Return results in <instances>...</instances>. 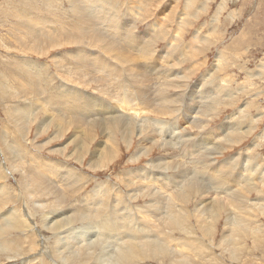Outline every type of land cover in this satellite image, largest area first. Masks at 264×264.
Instances as JSON below:
<instances>
[{
	"label": "rangeland",
	"instance_id": "1",
	"mask_svg": "<svg viewBox=\"0 0 264 264\" xmlns=\"http://www.w3.org/2000/svg\"><path fill=\"white\" fill-rule=\"evenodd\" d=\"M41 1H43V2H41ZM72 1L74 2V4L76 3L75 4L76 6L74 4L72 5ZM45 3H47V4H45ZM186 3H187V0H100V1L99 0H94V1L93 0H0V84L2 83L0 86L1 87L0 88V94L3 95V96L0 95V147H1L0 148V153H1L0 154V161H2V162H0V166H1L0 167V175H1V177L3 176L2 179L0 177V192H1L0 195L4 196V197L0 196V199H3L0 201V207H1L0 208V217H1L0 221H2V222L4 220L9 221L10 220L9 217L11 218V216H13V214L15 213L16 214V215L14 214V217H16L15 223L16 224L18 223L17 228L20 230L19 231L16 228V226H15L16 224L11 225V227L12 226L14 227V228L10 227L11 229H9V226H10L9 224H7L8 226L6 225L7 227H5V228H3L4 226H2L0 224V226H1L0 227V245H1L0 248L4 247L3 249H0L1 252L3 251V253H0V264H11V263L12 264H30V263L31 264H38L40 261L42 263L40 262L39 264H61L59 262H62V264H64V262H63V259H64L63 256L64 255L63 254L66 253L67 249L70 247L69 245H71V244L67 245L66 242L70 239H75L76 234H79V232L83 238V236L86 235V232H88L87 228H89V226L92 227L94 225L89 224L86 220H79L78 221V219H76L77 223H75V221H73L70 225H67L65 227V230L63 228H61L59 230L54 231L53 229L46 227V226L54 220L57 221V220L61 219L65 213L70 214L71 212H73L71 214L73 216H75L78 213L77 210L81 213L86 212L93 205V202H91V199H90L91 193L93 194L94 189L97 188L99 185H102L104 188L109 189V191L107 192L108 196L106 195V198L107 199L109 198V202H106L104 205H101L100 207L96 208L98 211L97 219H102V221L104 220L103 218L109 219L110 211H112L113 209L120 210V209H118V207L120 206L122 211L120 210L118 212L119 216H122L123 214L125 215V213H130L131 218L133 217L134 220L135 219L139 220L138 217L140 218V214L137 213V211H138L137 209L138 208L143 209V206L146 204V202H148L147 199H148L149 195L143 197V194L145 195L146 193L144 191H138V187L141 186L142 188L143 187L153 188V186L155 185V187L158 186V188H160V187H163V184H160V183H163V182L168 183V182H170L169 180H173V177L171 176L172 172L170 170L168 171V175H167L168 177L166 176L167 177L166 181H163V179L160 178L162 181L159 179L158 180L159 183H158V182H156L157 179H156V181H152L150 179H147L146 176L149 175L148 173L151 174L150 170H152V168L149 167L147 165V163H149V161H151V160H156L158 158L165 159L171 153L169 154L168 151L166 152L163 149L155 148L152 151V153H149L147 151L146 154L140 155L136 160H131L132 157H130V156L135 157L136 155H132V154H136L137 152H139L143 145L146 146V145H149V143H151V145L155 144L154 146L156 147V145H157L156 143H159V142L163 141L164 139H166V137H168V131H167L168 126H169V124L173 125L174 122H175V124L177 123L176 126L179 127L176 130V132L177 131L180 132L181 130L185 131V129H186L187 134H190V137H194V135L195 136L197 135L196 138H200L201 134H205V135H209L210 133L213 134V132L218 130V128H224L226 126V122H228V124H229V122L232 123L233 119L231 120V118H234V120H235L237 118L236 116H238V111L241 110L242 108H244L245 105L249 104L250 105L248 107L249 109L247 108V110H245V111H247L248 114L245 111L241 112L243 115L241 117L242 118L244 117V118L242 119L240 117L241 124L238 126L241 127V129H239V131H243L244 128L248 129L249 125L252 122V119H255L259 115L261 117V115H262L261 120L258 122V125H257L258 127L256 129L254 128L255 130H253L252 133L247 138H245L244 140L241 139L240 143L238 145H236L234 148H232L231 150L226 149V150H228L227 151L228 153L223 154V156H222V154L218 155L215 158V160H217L218 162H221L225 159L230 158L231 156L239 157V155H240L241 157L238 160V165H244L245 164V162L243 160L244 157L247 154H250V158L253 162H255V163L258 162L259 164L261 162L264 166V143H263V146H261L260 149H258L260 151L256 150L257 153L255 152L254 155H251L249 150H248V152H246L247 148L250 147L254 142H256V137L261 132L264 131V64H262V63H264V0H225V1L224 0H190V1H188V3H190V5H187ZM36 4H37V6H35ZM42 6H44L45 8L44 7L42 8ZM220 6H221V8L222 7L223 8L221 9ZM75 7L78 9H76ZM93 8H95V10ZM82 11H84L87 14L89 13L90 16L93 15V17H95V18L97 17V18L102 19L103 22L108 21V19L115 20L119 23V25H123L124 27L127 26L126 23H128L130 21H134L137 24V27L139 29V30L135 29V32H137V33H139V32L144 33V32L149 30V33L151 32V34L153 35L152 41L154 42V44H153L154 49L152 50L154 53L153 52H150V53H153L154 56L156 55L154 58L158 59V57H159V60L161 59L159 62L160 66H165V68L170 67L171 63L173 62L172 65L175 64L173 67V70H178L179 72H182L183 70H185V72L188 73L189 76L191 77L188 80L189 84L186 85L189 88H192L190 86L194 85V83H196V81L199 78H201L203 75H206L207 76L206 79L208 80V78H211V74H213L211 72H213L215 69L222 70L219 72L218 71L215 72L216 74L214 75V78H213V85L217 86V84H219L218 86L221 87V85H222L223 88L221 87V90L217 91L215 94V96L218 97V99L216 98L215 101H217V102L219 101L217 103V109H216V110H218V112L216 111L214 113V115L212 116L211 120L208 123V128H206V130H202V131L196 130L195 127H194L195 129L194 128L192 129L191 124L185 118V115L187 113L186 112L187 108L184 109L183 103L178 104L177 107L175 105H173L174 107H176V111L174 112V114L168 113L164 116H161L159 113H158V115H156L157 113L153 114V112L151 110H149L147 112L146 109H139V110L134 109V111H133V109H130L131 111L130 110L128 111L127 109L125 110V109L119 107V105H121V104L124 105V104L121 102H118V103H121V104L116 103L117 106L119 107L118 109L123 111V112L120 111L121 112L120 114L122 116L119 118H126V117L130 118L131 116L134 117V118H132L133 120L131 118L127 119V121L129 120V123L127 122L129 125H131L130 124L131 121H132V124H134V121H136L135 125H137V123H139V121L142 120L144 117L145 118H149V117L150 118H157V120H159V121L166 120V121H164L165 122L164 128H165V126H166V128L164 129V128L160 127V129H163V131L164 130L166 131V137L163 138V135L161 136L159 134L158 126L150 124V123H149V125L150 126L153 125L154 127H152V128H154V129H151V130L149 129V130H146V132L142 133L144 135H145V133H147L146 134L148 136L147 138L149 140H151V142H149V143L148 142H146V143L142 142L141 143V137L138 134L139 133L138 131L129 132L126 140H122L121 138L116 136L117 131H116V129H113L110 124H104L105 126H108L107 129L103 130L104 132H100V129H98V131L94 130V132H92L91 129H93V127L91 126V124H92L91 121L99 119V116L92 114V113H94V110L91 111L90 113H82V114H79V116H77L78 114L73 110L74 109L73 106L76 103H78V104H81L83 106H87V107L91 108L93 105L89 102L90 100L94 101V102L98 101L100 104H103V106L104 105L105 106L106 105L111 106V105H115V102L112 103V101H115V100L110 99L109 97H106V94H105V96L102 93L100 94L101 91H99V90H100V87H102L103 85H101V86L99 85L100 86L99 87L96 84V82H94V81L88 83L89 78H91V77L94 78L95 76L90 77V74L87 73L86 67H85L86 69H83L84 66H81V64L77 65V61L75 60L76 59L75 55H77V53L79 51L77 49H80L79 47L72 45V44H63L60 46H52L53 44L48 43L46 40V36L50 35V34L52 35V36L50 35L51 37H54L57 35L59 36V33H58L59 31L57 32V31H55V29L60 30V29H62V27H65V29H67L68 26L71 23H73V19H74L75 14L78 12H82ZM131 12L132 13L134 12V13L132 14ZM216 12H217V14H216ZM94 14H96V15H94ZM111 14H113L112 15L113 17H109V16H111ZM58 18H59V21H57ZM60 18L61 19L64 18V19L62 21H60L61 20ZM119 21L120 22L122 21L121 24ZM69 22H71V23H69ZM103 22H101V23L103 24ZM180 22L183 24L181 25ZM59 23L63 24V25L66 24V26L65 25L64 26L59 25ZM56 26H57V28H55ZM44 31H46V32H44ZM110 32L112 33L111 30H110ZM24 39H25V41H24ZM213 42H214V44H213ZM208 43H210L212 45H210ZM43 46H44L45 50H44ZM230 46H231V48H230ZM89 48H91V49L94 48L95 52H98L99 55L103 54L102 56H104V54H105V57H103L104 60L107 59L111 62L115 61L116 57L109 54V53H106V51H104L101 47L96 46V48H95V46H92V47L90 46ZM39 50H40V52H39ZM44 51H46V52L44 53ZM76 51H77V53H76ZM181 51H183V52H181ZM187 51L189 53H187ZM176 52H179V55H177L178 53H176ZM174 54L176 56H174ZM182 54H184V55L182 56ZM220 54L222 57L219 56ZM132 55L135 56L136 54L132 53ZM166 55L170 56L169 58L167 56V60L169 59L168 65H167V63H164L162 58H161V56H166ZM126 56H128V54H126ZM177 58H179V59H177ZM142 60H144V59L140 60V58H139L136 60L137 62L136 61L134 62V64H139L138 62H141V64H142V62H143ZM58 61H60V62L62 61L63 64L58 62ZM178 61H182V63H179ZM71 62H73V63H71ZM115 62H117V61H115ZM56 63H58V64H56ZM117 63H119L121 65V67L129 64V63L123 64V62L120 60ZM162 63H164V65ZM176 64H178V65H176ZM198 64H201V65L199 66ZM63 66H64V68H63ZM61 67H62V69H61ZM71 67H73V69ZM65 68H67V69L69 68V70H67ZM76 68H78V69H76ZM180 68L182 69V71H180L181 70ZM220 68H222V69H220ZM190 69H192V70H190ZM17 70L20 72L17 73ZM27 71L29 74L26 73ZM74 71H77V72H74ZM83 71H84V73H81ZM192 71H195V72L191 73ZM21 72H22V74H21ZM120 73L121 72H119L118 74H120ZM19 74H20V76H19ZM24 74L26 75V77H24ZM56 74H58V75H56ZM82 74H83V76H82ZM84 74L85 75L89 74V76L87 75V77H86ZM41 75H42V77H40ZM11 77H12V79H11ZM61 77H63V79ZM249 77H251V78H249ZM40 78H41V80L44 79L43 82L40 80ZM46 79H48V81ZM11 80L13 81V83ZM28 80L31 82H29ZM66 80H67V82L65 83ZM120 80H122L121 76L119 78H117L116 80L115 79L113 80L114 83L119 81L117 83L118 86H116V84H113V81L111 82L113 85L112 89L114 88V85H115L114 91H120L119 89L123 85V82ZM7 81L9 83H7ZM37 81L39 84L37 83ZM45 81L47 82L46 84H45ZM228 81H229V83H227ZM32 82H33V84H32ZM71 82H73V83H71ZM108 82L110 83L109 80H108ZM210 82L211 81L209 80L208 83H210ZM215 82H217V83H215ZM11 83L12 84L15 83V84L12 85ZM24 84H26V85H24ZM44 84L47 86H45ZM110 84L108 85L110 87V88L108 87V89H111L112 85H110ZM74 85H76V86H74ZM8 86L10 88H8ZM72 86H74L75 88ZM186 86L184 87L186 89L185 92H187V90L189 89ZM203 86H207V85L204 83ZM11 87H12V89H11ZM23 88H24V90H23ZM25 88H26V90H25ZM28 88L32 89V91ZM9 89H11V91H9ZM7 90L9 92H6ZM72 91H73V93H72ZM168 91H169V93H168L169 97H173L177 93L178 88L170 87ZM32 92H33V94H31ZM50 94L53 95V97ZM72 96H75V97L72 98ZM95 96H99L98 100H97V97H95ZM81 97H83V98H81ZM101 97H102V99H101ZM59 98H61V99H59ZM231 98H232V100H231ZM252 98L254 100L255 99L256 100L253 102V101H251ZM65 99H67V100H65ZM224 99L226 102L224 101ZM229 99L231 101H229ZM51 100H52V104H51ZM108 100L109 101L111 100L109 102L111 104L107 103ZM134 101L135 100H133V102L131 104H135L136 101L135 102ZM206 101H207V103H209L210 102L209 98ZM221 102H223V103H221ZM54 103H58V104H54ZM233 103H234V105H232ZM137 104H138L137 107H143V104H141V103H137ZM10 105H11V107L13 106L14 109L11 108ZM41 105L43 106V108H41L42 107ZM228 105H230V106H228ZM50 106H52V107L50 108ZM64 106H66L68 108L66 109V107H64ZM44 107H46V108H44ZM130 107L131 106H128V109ZM178 108L180 109V111ZM220 108H222V109H220ZM71 109L73 111H71ZM102 109H103V111H105V108H101V109H99L100 113L103 112ZM16 110L18 111V113H16L17 112ZM137 110L138 111L141 110V113L138 112ZM125 111H126V113H125ZM26 112H27V114H25V117H26L25 118L24 114H22V113H26ZM29 112H30V115L28 114ZM43 112L44 113L46 112V113L44 114ZM150 112H152V114ZM133 113L134 114L137 113V114L134 116ZM40 114L41 115L43 114L46 116H43V115L41 116ZM138 114L143 115L144 117L140 116ZM16 115H18V116H16ZM32 115L34 116L33 118L28 117V116H32ZM62 115H63V117H62ZM72 115H74V116H72ZM22 116H23V119H22ZM52 116H54V117L56 116L55 117L56 120ZM154 116H156V117H154ZM190 116H194V114H191ZM88 117H89V119H88ZM102 117H104V118H102L101 121L107 120L105 123L112 122L111 120H109V118L111 117L110 114L106 115V116L104 115ZM250 117H252V119H250ZM11 118L13 120H11ZM78 118H80L81 120L79 121ZM111 118H114V117H111ZM86 119H87V121H86ZM240 119H238V120L240 121ZM35 120H37V121H35ZM49 120H50V122H49ZM63 120H65V121H63ZM246 120H248V121H246ZM72 121H73V123H72ZM7 122H8V124H7ZM242 122H244V123H242ZM53 123H55V124H53ZM63 123H64V125H63ZM12 125H14V126H12ZM25 125H26V127H25ZM45 125H46V127H45ZM28 126H30V129ZM61 126H62V128H61ZM252 126H255V124H252ZM41 128L44 130H42ZM111 129H113V130H111ZM3 130H5V131H3ZM153 130H155V131H153ZM13 131H14V133H13ZM39 131H41V132H39ZM151 131H153V132H151ZM186 131L183 134H186ZM21 133L23 136L21 135ZM91 133H93V139H92V142L89 143L88 141H86V138ZM135 133H137V134H135ZM191 133L194 135H191ZM19 134L22 136V138H20L21 136H19ZM109 134L111 135V138H110ZM25 135H26V137H25ZM36 135H38V136H36ZM105 136H108V138H110L111 140ZM129 138H131L132 142L128 146L127 142H128ZM158 138H161V139H158ZM220 138L223 139L222 134H220ZM21 139L22 140L24 139V140L21 141ZM27 140L29 141L28 143H26ZM152 140H155L156 143ZM215 140H218V139H215ZM122 141H123V144H122ZM152 142H154V143L152 144ZM86 143L89 145H87ZM139 144H140V146H139ZM38 145H40L41 147ZM116 145H118V146H116ZM185 145L188 146L187 143ZM136 146L139 147L138 150L136 149V148H138ZM12 148L14 149V151L12 150ZM82 148H83V151H82ZM86 148H87V151H86ZM92 149H94L95 152ZM106 149H112L113 153H115V152L118 153L117 154L118 156L116 155L117 159L115 161H113L114 163L111 162L110 164H108V168L104 167V168H101V170L98 168L94 172L93 169H90V167L88 165L89 162L92 161L93 164H96L95 161H97V163L101 162V160L103 159V154L106 151ZM184 149L187 150L186 148H184ZM19 150H20L21 154H20ZM117 150H118V152H117ZM162 150H163V152H162ZM8 151H10V152H8ZM79 152H80V154H79ZM96 153L99 155H97ZM175 154L176 155L174 156V159H173L174 161L170 165L171 167H173V166L175 167L176 164L188 165V164H186V163H188V158L186 159V158L181 157L182 158L181 159L178 156L177 152ZM6 156H7V158H6ZM170 156H173V155L171 154ZM92 157H93V159H92ZM4 158H6L5 159L6 161L4 160ZM9 158H11V160ZM75 158H77V159L79 158L78 160H81V161H78ZM191 158H192V160L195 158L198 159V156H195V158L194 157H191ZM171 159L172 158H168V160H171ZM20 160H22V161H20ZM47 160H48V162L49 161L50 162L49 163L46 162ZM185 161H187V162H185ZM80 162H81V164H79ZM183 162L185 164H183ZM52 163H54V164H52ZM215 163H217V162L215 161ZM37 164H39V165H37ZM9 168H11V169H9ZM43 168H44V170H43ZM66 170L67 171L69 170V172H68L69 173V182L67 183V186H66V183L62 180V178H59L60 174H64L63 172ZM39 171H40V174H39ZM42 171L44 172L43 174L41 173ZM47 173H48V175H47ZM72 173H74V174H72ZM136 174L138 176H136ZM153 174H154V171H153ZM157 174H159V173H157ZM52 175H54L53 178H52ZM130 175H132L133 177H130ZM45 176H47V177H45ZM86 176L87 177L89 176V177L87 178ZM5 177H7V178H5ZM71 177H73L75 181L73 180V178L71 179ZM119 177H122V178L120 179ZM126 177H129V178L126 179ZM26 179H27V181H26ZM88 179H89V181H88ZM34 180H36V182ZM130 180H132V181H130ZM149 180H150V182H149ZM51 181H52V183L49 184V182H51ZM80 181H83V182H80ZM25 183H27V184H25ZM61 183H62V185H61ZM85 183H87V184H85ZM124 183L126 184L125 187H124V185H125ZM21 184L23 185V187L21 186ZM45 184H47V185H45ZM63 184H65V185L63 186ZM82 184H84V185H82ZM159 184H160V186H159ZM27 185L29 187L30 186L31 187L29 188ZM258 185H259V181H258ZM1 186H2L3 190L1 189ZM4 186H6V187H4ZM49 186H52V187H49ZM56 186H60V187L62 186L61 189L59 187V189L61 191ZM65 187L66 188L68 187L67 188L68 190ZM74 188H76V190ZM151 188L148 190L150 191ZM13 189H14V192H13ZM22 189H24V190H22ZM51 189H53L54 191L56 190L55 192H57V193L55 194V196H53L54 191ZM62 189H64L65 191ZM4 190L6 191V193L4 192ZM70 190H72L73 192ZM174 191H175V189L174 190H166V191L162 192V194H164V196H166V194H167V198H170L169 199L170 201L172 200L171 202L173 203V212L175 211L176 208H178L179 202H180L179 200H177L175 198V195H174L175 192ZM69 192L71 195L69 194ZM138 192L140 193V195L138 194ZM13 193H15V194H13ZM75 193H77V194H75ZM36 194H37V196H35ZM64 194H65V196H64ZM115 194H121V200H122L120 202L121 205L120 204L114 205V198L113 197L115 196ZM56 195L59 198L56 197ZM94 195L97 196V193ZM248 195H249L247 197L248 202H252L253 206L255 203H256L255 206H259L258 205L259 204L258 199H257V192L254 190L251 194L248 193ZM5 196H6V199H4ZM135 197H138V198H135ZM227 197H230V196H226L222 192L217 191L215 193L211 192V193H207L206 195H203L202 200H198V201H203L205 199L204 202H207L211 198L212 199L213 198L219 199V201H226ZM42 198H44V199H42ZM34 199H35V201H34ZM37 199L40 201V204L38 203L39 201L37 202ZM45 199H46V201H45ZM28 200H30V201H28ZM42 200H44V201H42ZM50 200H51V202H50ZM173 201L174 202L176 201V202L174 203ZM21 202H23V204ZM43 202H45V203L47 202L46 205ZM55 202H56V205H54ZM25 203H26V205H25ZM32 203H33V205H32ZM61 203H63V204H61ZM38 204L40 207L38 206ZM25 206H26V208H25ZM51 206H52V209L50 208ZM53 206H55V207H53ZM174 206H175V208H174ZM20 207H23V208H20ZM48 207H49V209H48ZM116 207H117V209H116ZM169 207L166 208L164 206L163 207L164 209L162 208V210L160 211V213L158 215L159 216L158 221H154L150 217H146L145 219H147V220L149 219L150 220L149 222H151L153 225H156L157 227L155 226V228L160 230V232L163 231L164 232L163 236L167 235L170 232L169 234L171 236H173V238L168 237L167 243L171 242L173 244V241L178 242L179 239L181 241V237L183 240H185L186 237L189 238L188 235H191V237H193V238L196 237V239H198V240L195 239L196 243H198L197 244L198 247L193 245L192 249L190 247V251L189 250L184 251V252H188V253L195 251L193 254L194 256L188 257L187 261L185 263H187V264H264V212L263 211L261 212V215H260V211H257V213H256V212L252 211L254 209H249V210L246 209L247 214H246L245 218H249L248 219L250 221L249 229L250 230L254 229L253 232H255V234H257V235L256 236L252 235V232L250 230H247L243 234L239 235L240 238L238 239L237 244H236V246H238V247H237V249L233 250V254H232L229 250V247L226 245L225 241L221 240V235H220V233L223 234V232L225 233V235H228L227 231L235 232L233 230V226H231L230 223L229 224L225 223V221H224L225 215L222 216L221 222L219 223V227L217 230V232L219 234L217 235V238L214 240V242L211 245H209L207 243L208 241L206 240V237H204L202 235L201 230L197 229L198 228L197 224H199L197 221L184 222L183 224L186 227L182 224L183 226L180 227L181 229H176V230H173L172 228H168L166 224H163L164 223L163 221L166 219L164 217L168 213H170ZM187 207L193 209L194 206L189 205ZM13 208H15V209L13 210ZM16 208H17V210H16ZM39 208H41L40 209L41 211L39 210ZM4 209L5 210L8 209V210L5 211ZM24 209H25V211H24ZM9 210H10V212H14V213H9ZM51 210L54 212H52ZM29 211H30V214H29ZM23 212H24V214H23ZM25 212H27V213H25ZM34 212L36 214H33ZM122 212H123V214H122ZM7 213H9V214H7ZM21 213L23 214V216L21 215ZM47 213L49 214V216ZM100 213H102V214H100ZM135 213L137 214V216ZM249 214H251V215H249ZM7 215L9 217H7ZM124 215L122 217H124ZM134 215L137 218H135ZM33 216H35V217L33 218ZM256 216L258 217V219H255ZM21 217L22 218L27 217V218L22 219ZM40 217H42V218H40ZM20 218L22 219L23 222L25 221L26 223L28 222L29 224L24 223V225H23V222H21ZM26 219H27V221H26ZM36 219H37V221H35ZM38 219H40V220H38ZM145 219H143V220H145ZM39 221H40V223H37ZM30 222L31 223L34 222V224L37 228L33 225V223L31 225ZM42 223H44V224L40 225L41 226L40 227L39 224H42ZM254 223H255V225H253ZM191 224H192V227H191ZM250 225L253 227V229L251 228ZM26 226H29V227L34 226V227L25 228ZM83 226H85L86 229ZM20 227L21 228L24 227L26 230H24V228H23L22 229L23 231H21ZM187 227H188V229L194 227L192 229L193 233H187L188 235L185 234V228H187ZM66 228H68V230ZM258 228H259V230H258ZM36 229H39L40 231H38ZM69 229H70V231H73V230L74 231L70 232ZM61 230H64L65 232L61 231ZM25 233H27L28 235L27 234L25 235ZM33 233L35 236H33ZM50 233H52V234H50ZM195 233L197 234V236H195L196 235ZM47 234H49V235H47ZM55 235H56V237H58V239L55 237ZM148 235L146 234L143 239H145V238L150 239L149 237H151V236H148ZM261 235H263V236H261ZM160 237H162V235H160ZM243 237H244V240H243ZM4 238L6 240L8 238V240L10 242L7 244L8 241H6ZM16 238H17V240H16ZM25 238H26V240H25ZM34 238H36V239L34 240ZM94 238L93 237L90 238L91 242ZM100 238H98V239H99V241L103 242V245H102L103 247L105 244L108 245L105 248L106 249L105 252H109V253L103 254L102 255L103 257H101V262H99V263L92 262V260H88V261L92 262L91 264H105V261H106V264H111L110 262L113 263V261H111L112 259L107 258V257H109V255H110V249L112 246L111 244L114 243L115 241H113L112 239H107L106 241H104L105 240L104 237H100ZM176 238H177V240H176ZM66 239H68V240H66ZM207 239H208V236H207ZM224 239H226V237ZM35 242H36V244H35ZM37 242H39L40 244H38ZM54 242H57V244ZM82 242H86V240L82 241ZM82 242H81V244H82ZM91 242H90L91 245L89 244V247L93 246ZM175 242H174V246L176 247ZM239 242H240V244H239ZM5 243L7 246L5 245ZM14 243L15 244L17 243V246H19V244H20V247H23V248L22 249L18 248L17 246H15ZM58 243H60V245ZM169 243L167 245L170 248L177 250V247L176 248L174 246L172 247V246H170L172 244L171 243L169 244ZM196 243H195V245H196ZM10 244H11V246L8 247V245H10ZM201 244H204V245H201ZM206 244H207V246H209L208 249H206L204 247ZM31 245H33V246H31ZM213 245H214V248H211V246H213ZM5 247L7 250H5ZM29 247H31V248H29ZM54 247H55V249H53ZM66 247H68V248H66ZM193 247H195V248H193ZM8 248H10V249L8 250ZM29 249H31L30 250L31 253H29L30 252ZM69 249L73 251L75 249V247H70ZM21 250H22V252H21ZM23 250L25 251V253ZM61 250L62 251L64 250L65 253L62 252ZM89 250L90 251H88V252L94 251L92 248H90ZM100 250L101 249H99V251ZM38 251H40L41 253ZM44 251H46V252L44 253ZM27 253H29V254H27ZM32 253H35V254L33 255ZM51 253H52V255H51ZM54 253H58L59 256L56 257L57 254L54 255ZM203 253H204V255H203ZM4 254H6V256L8 258H11V260H9ZM14 254H16V255H14ZM202 255H203V258H201ZM14 256H16V257H14ZM20 256L22 257V261H21ZM26 256L28 259L26 258ZM32 256L38 257L37 260L35 259V257H32ZM97 256L98 255H96V257ZM3 257L7 258L8 260L7 259L5 260ZM32 258L35 259L36 261L35 260H34L35 262L32 261L33 260ZM53 258H55L54 263H53V260L51 261V259H53ZM81 258L82 257H80V260H78V261L85 259L84 257L82 259ZM106 258L108 260H110V262L107 261ZM29 259H32V260L29 261ZM2 260L5 262L2 263ZM103 260H104V263H103ZM12 261H14V263ZM24 262H26V263H24ZM142 263L143 264H180L179 262L172 260L169 257L168 253H166L164 251H161L160 253L158 251L154 255L146 253L142 257H135L134 259H132L131 261L128 262V264H142ZM76 264H79V262Z\"/></svg>",
	"mask_w": 264,
	"mask_h": 264
},
{
	"label": "bare ground",
	"instance_id": "2",
	"mask_svg": "<svg viewBox=\"0 0 264 264\" xmlns=\"http://www.w3.org/2000/svg\"><path fill=\"white\" fill-rule=\"evenodd\" d=\"M94 1V0H93ZM100 1V0H99ZM188 1L190 0H187V5H190V3H188ZM225 1V0H224ZM43 2V1H41ZM68 2V1H67ZM71 2V1H70ZM69 2V3H70ZM87 3V2H86ZM90 3V2H89ZM193 3V2H192ZM201 3V2H200ZM47 4V3H45ZM74 4V2L72 1V5ZM76 4V3H75ZM74 4V5H75ZM82 5V4H81ZM193 5V4H192ZM37 6V4L35 5ZM47 6V5H46ZM76 6V5H75ZM96 6V5H95ZM94 6V7H95ZM261 6V5H260ZM44 6H42L43 8ZM72 7V6H71ZM92 7V6H91ZM203 7V6H202ZM45 8V7H44ZM74 8V7H73ZM76 8V7H75ZM88 8V7H87ZM96 8V7H95ZM95 8H93L95 10ZM190 8V7H189ZM188 8V9H189ZM201 8V7H200ZM221 8V6H220ZM223 8V7H222ZM221 8V9H222ZM78 9V8H76ZM171 9V8H170ZM204 9V8H203ZM218 9V8H217ZM44 10V9H43ZM81 10V9H80ZM201 10V9H200ZM93 11V10H92ZM91 11V12H92ZM151 11V10H150ZM173 11V10H172ZM135 12V11H134ZM133 12V13H134ZM19 13V12H18ZM96 13V12H95ZM132 13V12H131ZM132 13V14H133ZM217 14V12H216ZM96 15V14H94ZM113 14H111V16L109 17H113L112 16ZM136 15V14H135ZM134 15V16H135ZM103 17V16H102ZM217 17V16H216ZM50 18V17H49ZM72 18V17H71ZM134 18V17H133ZM169 18V17H168ZM196 18V17H195ZM52 19V18H51ZM61 19V18H60ZM64 18H62L60 21H62ZM73 19V18H72ZM129 19V18H128ZM214 19V18H213ZM217 19V18H216ZM47 20V19H46ZM124 20V19H123ZM59 21V18L58 20ZM65 21V20H64ZM63 21V22H64ZM103 22L102 19L100 18H95L93 17V15H89V13H85L84 11L82 12H78L75 14L74 16V19H73V23H71L67 29H65V27H62V29H58L55 31H59V36H54V37H51L50 35H47L46 36V40L48 43H51L53 44L52 46H60V45H63V44H72V45H75L77 47H79L80 49H77L79 50L77 55H75L76 57V61H77V65L81 64V66H84L83 69H86L87 70V73L90 74V77L91 76H95L94 78H89V82H96V84L99 86L103 85L102 87H100V94H106V97H109L110 99H114L115 101H112V103L115 102V105H104L103 104H100L98 101H89L93 106L91 108L87 107V106H83L81 104H78L76 103L73 107H74V111L78 114L77 116H79V114H82V113H90L91 111L94 110V113H92L93 115H96V116H99V119H96V120H92L91 121V126L93 127L92 132L95 131H98V129H100V132H104L103 130L104 129H107L108 126H105L104 124H110L111 127L113 129H116L117 131V134L116 136L121 138L122 140H126L127 138V135L129 134V132H135V131H138L140 137H141V143L142 142H151V140H149L147 137V133L142 134L143 132H146V130H151V129H154L152 127H154L153 125H156L158 126V129H159V134L162 136L163 135V138L166 137V131L163 129H160V127L164 128V125H165V122L166 120H157V118H145L143 115H140V116H143L144 118L142 120L139 121V123H137V125H135V122L134 121V124H132V121H131V125H129V120L127 121V119H132L134 118L133 116H129L130 118L126 117V118H119L121 117L122 115L120 114L122 110H119L118 108L121 107L123 109H127L128 111L130 109H146L147 112L149 110H151L154 113H157L156 115H158V113L161 115V116H164L166 114H174V112L176 111V107L178 106V104L180 103H183L184 105V109L187 108L186 110V115H185V118L189 121V123L191 124V127L192 129L195 127L196 130L198 131H202V130H206V128H208V123L209 121L211 120L212 116L214 115V113L218 110L217 109V101L216 98L218 99L217 96H215L216 92L221 90V87L223 88V86L221 85L218 86L219 84H217V86L213 85V78H214V75L216 74L215 72H219V71H222V70H217L215 69L213 72V74H211V78H208V80L206 79V75H203L201 78H199L196 83H194V85L190 86L192 88H189L188 86H186L187 84H189L188 80L191 78L189 76L188 73L185 72V70L182 71V69L180 71L182 72H179L178 70H173V67L175 64L170 65V67H166L165 66H160L159 65V57L158 59L157 58H154V52L152 51L154 49V42L152 41L153 39V35L151 34V32L149 33V30L144 32V33H137L135 32V29H138L137 27V24L134 22V21H130L127 24L126 27H124L123 25H119V23L115 20H112V19H108V21L106 22H103V24L101 22ZM141 21V20H140ZM215 21V20H214ZM66 22V21H65ZM120 22V21H119ZM122 22V21H121ZM120 22V24H121ZM52 23V22H51ZM163 23V22H162ZM181 23V22H180ZM36 24V23H35ZM123 24V23H122ZM160 24V23H159ZM183 23H181L182 25ZM34 25V24H33ZM57 25V24H56ZM59 25H63V24H60ZM66 26V24H64ZM63 25V26H64ZM180 25V24H179ZM58 26V25H57ZM57 26L55 28H57ZM102 27V28H101ZM183 28V27H182ZM51 29V28H50ZM180 29V28H179ZM54 30V29H53ZM110 30L112 31V33L110 32ZM139 30V29H138ZM137 30V31H138ZM146 30V29H145ZM184 30V29H183ZM35 31V30H34ZM41 31V30H40ZM39 31V32H40ZM31 32V31H30ZM46 32V31H44ZM48 32V31H47ZM51 32V31H50ZM38 33V32H37ZM42 33V32H41ZM49 33V32H48ZM68 33V34H67ZM248 34V33H247ZM70 35V36H69ZM114 36V37H113ZM211 36V35H210ZM209 37V36H208ZM247 37V36H246ZM25 38V37H24ZM39 38V37H38ZM181 38V37H180ZM243 38V37H242ZM17 39V38H16ZM45 40V41H46ZM25 41V39H24ZM177 41V40H176ZM242 41V40H241ZM46 42V43H47ZM190 42V41H189ZM216 42V41H215ZM243 43V42H242ZM36 44V43H35ZM50 44V45H51ZM172 44V43H171ZM195 44V43H194ZM210 44V43H208ZM214 44V42H213ZM256 44V43H255ZM212 45V44H210ZM45 46V45H44ZM43 46V48H44ZM51 46V47H52ZM92 47V46H96L97 47H101L104 51H106V53H109L113 56H115V61H122L123 64L124 63H129L128 65H124L121 67V65L117 62H111L109 60H104L103 57H105V54L104 56H102L101 54L99 55L98 52H95V49L94 48H89V47ZM206 46V45H205ZM209 46V45H208ZM47 47V46H46ZM76 47V48H77ZM50 48V47H49ZM53 48V47H52ZM75 48V49H76ZM231 48V46H230ZM191 49V48H190ZM229 49V48H228ZM37 50V49H36ZM45 50V48H44ZM100 50V49H99ZM177 50V49H176ZM175 50V51H176ZM199 50V49H198ZM224 50V49H223ZM222 50V51H223ZM173 51V50H172ZM189 51V50H188ZM187 51V53H189ZM204 51V50H203ZM40 52V50H39ZM46 51H44L45 53ZM69 52V51H68ZM150 52H153V53H150ZM183 52V51H181ZM42 53V52H41ZM71 53V52H70ZM98 53V54H97ZM102 53V52H101ZM105 53V52H104ZM128 54V56H126V54ZM132 53L136 54L135 56L132 55ZM164 53V52H163ZM178 53L177 55H179V52H176ZM225 53V52H224ZM27 54V53H26ZM184 54H182L183 56ZM193 55V54H192ZM195 55V54H194ZM167 56H161L162 60L164 63H167L168 65V61L169 59L167 60ZM174 56H176L174 54ZM181 56V55H180ZM220 57L221 54L219 55ZM112 57V56H111ZM110 57V58H111ZM170 56H168L169 58ZM63 58V57H62ZM107 58V57H106ZM109 58V59H110ZM144 59L142 60V64L141 62H138L139 64H134V62L137 60V59ZM183 58V57H182ZM226 58V57H225ZM53 59V58H52ZM73 59V60H74ZM173 59V58H172ZM179 59V58H177ZM23 60V59H22ZM167 60V61H166ZM184 60V59H183ZM55 62V61H54ZM57 62V61H56ZM60 62V61H58ZM137 62V61H136ZM179 63H182V61H178ZM204 62V61H203ZM222 62V61H221ZM225 62V61H224ZM23 63V62H22ZM62 63V61L60 62ZM73 63V62H71ZM164 63H162L164 65ZM28 64V63H27ZM33 64V63H32ZM58 64V63H56ZM63 64V63H62ZM264 64V63H262ZM36 65V64H35ZM53 65V64H52ZM178 65V64H176ZM199 66L201 64H198ZM197 65V66H198ZM42 66V65H41ZM55 66V65H54ZM75 66V65H74ZM59 67V66H58ZM86 67V68H85ZM225 67V66H224ZM33 68V67H32ZM64 68V66H63ZM73 69V67H71ZM82 68V67H81ZM16 69V68H15ZM21 69V68H20ZM35 69V68H34ZM57 69V68H56ZM62 69V67H61ZM67 69V68H65ZM64 69V70H65ZM78 69V68H76ZM176 69V68H175ZM179 69V68H178ZM222 69V68H220ZM19 70V69H18ZM17 70V73L20 72ZM22 70V69H21ZM24 70V69H23ZM55 70V69H54ZM59 70V69H58ZM69 70V68L67 69ZM75 70V69H74ZM192 70V69H190ZM26 71V70H25ZM39 71V70H38ZM60 71V70H59ZM79 71V70H78ZM85 71V70H84ZM81 72V73H84ZM187 71V70H186ZM196 71V70H195ZM195 71H192L191 73H194ZM226 71V70H225ZM74 72H77V71H74ZM119 72H121L120 74H118ZM28 73V71L26 72ZM59 73V72H58ZM68 73V72H67ZM66 73V74H67ZM100 73V74H99ZM157 73V74H156ZM190 73V74H191ZM22 74V72H21ZM29 74V73H28ZM71 74V73H70ZM89 74H84L86 77L87 75L89 76ZM17 75V74H16ZM45 75V74H44ZM58 75V74H56ZM60 75V74H59ZM81 75V74H80ZM20 76V74H19ZM23 76V75H22ZM28 76V75H27ZM71 76V75H70ZM83 76V74H82ZM84 76V77H85ZM122 77V81L123 82V85L121 86V88L119 89L120 91H114L115 89V85H114V88L112 89L113 85H112V81L119 77ZM24 77H26V75L24 74ZM33 77V76H32ZM36 77V76H35ZM34 77V78H35ZM42 77V75L40 76ZM80 77V76H79ZM218 77V76H217ZM216 77V78H217ZM228 77V76H227ZM33 78V79H34ZM46 78V77H45ZM63 79V77H61ZM65 78V77H64ZM70 78V77H69ZM83 78V77H82ZM251 78V77H249ZM12 79V77H11ZM24 79V78H23ZM37 79V78H36ZM43 79V78H42ZM52 79V78H51ZM81 79V78H80ZM204 79V80H203ZM207 81H206V80ZM222 79V78H221ZM226 79V78H225ZM9 80V79H8ZM41 80V78H40ZM44 80V79H43ZM43 80H41L43 82ZM48 81V79H46ZM69 80V79H68ZM75 80V79H74ZM108 80L110 81V83L108 82ZM211 81L210 83H208V81ZM10 81V80H9ZM12 81V80H11ZM27 81V80H26ZM25 81V82H26ZM29 81V80H28ZM53 81V80H52ZM71 81V80H70ZM206 81V82H205ZM3 82V81H2ZM31 82V81H29ZM50 82V81H49ZM67 82V80L65 81V83ZM83 82V81H82ZM119 82V81H118ZM114 83L113 81V84H116L117 83ZM4 83V82H3ZM7 83H9L7 81ZM13 83V81H12ZM11 83V84H12ZM38 83V81H37ZM47 82L45 81V84ZM64 83V82H63ZM73 83V82H71ZM87 83V84H88ZM121 83V82H120ZM206 84L207 86H203V84ZM217 83V82H215ZM220 83V82H219ZM229 83V81L227 82ZM2 84V83H1ZM0 84V86H1ZM15 84V83H14ZM12 84V85H14ZM33 84V82H32ZM39 84V83H38ZM41 84V83H40ZM44 84V85H45ZM50 84V83H49ZM81 84V83H80ZM112 85L111 86V89H108V85ZM192 84V83H191ZM190 84V85H191ZM7 85V84H6ZM26 85V84H24ZM43 85V86H44ZM62 85V84H61ZM229 85V84H228ZM28 86V85H27ZM47 86V85H45ZM76 86V85H74ZM72 86V87H74ZM96 86V85H95ZM188 87L189 89L187 90V92H185V88L184 87ZM35 87V86H34ZM42 87V86H41ZM170 87H175V88H178V91L177 93L173 96V97H169L168 93H169V88ZM248 87V86H247ZM1 88V87H0ZM3 88V87H2ZM8 88H10L8 86ZM27 88V87H26ZM25 88V90H26ZM31 88V87H30ZM28 88V89H30ZM50 88V87H49ZM75 88V87H74ZM98 88V87H97ZM110 88V87H109ZM117 88V87H116ZM12 89V87H11ZM11 89H9V91H11ZM16 89V88H15ZM22 89V88H21ZM38 89V88H37ZM44 89V88H43ZM71 89V88H70ZM251 89V88H250ZM17 90V89H16ZM15 90V91H16ZM24 90V88H23ZM32 91V89H30ZM35 90V89H34ZM33 90V91H34ZM50 90V89H49ZM65 90V89H64ZM72 90V89H71ZM85 90V89H84ZM2 91V90H1ZM4 91V90H3ZM8 90L6 92H9ZM18 91V90H17ZM16 91V92H17ZM66 91V90H65ZM95 91V90H94ZM247 91V90H246ZM27 92V91H26ZM59 92V91H58ZM67 92V91H66ZM78 92V91H77ZM175 92V91H174ZM248 92V91H247ZM3 93V92H2ZM47 93V92H46ZM60 93V92H59ZM73 93V91H72ZM87 93V92H86ZM240 93V92H239ZM246 93V92H245ZM33 94V92L31 93ZM53 94V93H52ZM80 94V93H79ZM228 94V93H227ZM226 94V95H227ZM1 96H3L2 94H0ZM12 95V94H11ZM45 95V94H44ZM48 95V94H47ZM51 95V94H50ZM66 95V94H65ZM94 95V94H93ZM108 95V96H107ZM27 96V95H26ZM46 96V95H45ZM53 97V95H51ZM81 96V95H80ZM89 96V95H88ZM228 96V95H227ZM22 97V96H21ZM59 97V96H58ZM57 97V98H58ZM63 97V96H62ZM75 97V96H72V98ZM97 97V100H98V97L99 96H95ZM230 97V96H229ZM228 97V98H229ZM4 98V97H3ZM29 98V97H28ZM32 98V97H31ZM50 98V97H49ZM56 98V97H55ZM80 98V97H79ZM83 98V97H81ZM89 98V97H88ZM104 98V97H103ZM209 98L210 102L207 103V99ZM226 98V97H225ZM2 99V98H1ZM16 99V98H15ZM27 99V98H26ZM39 99V98H38ZM47 99V98H46ZM51 99V98H50ZM53 99V98H52ZM61 99V98H59ZM86 99V98H85ZM102 99V97H101ZM203 99V100H202ZM34 100V99H33ZM49 100V99H48ZM54 100V99H53ZM64 100V99H63ZM67 100V99H65ZM82 100V99H81ZM133 100L136 101L135 104H131L133 102ZM213 100V101H212ZM223 100V99H222ZM221 100V101H222ZM227 100V99H226ZM232 100V98H231ZM229 99V101H231ZM235 100V99H234ZM251 100V99H250ZM256 100V99H255ZM253 98L251 101H255ZM24 101V100H23ZM30 101V100H29ZM44 101V100H43ZM62 101V100H61ZM111 101V100H110ZM108 100L107 103L110 102ZM117 101V102H116ZM134 101V102H135ZM225 101V99H224ZM47 102V101H46ZM55 102V101H54ZM82 102V101H81ZM118 102H121L123 103L124 105H122L121 103H118ZM226 102V101H225ZM38 103V102H37ZM70 103V102H69ZM73 103V102H72ZM121 104L119 105V107L117 106V104ZM137 103H141L143 104V107H137ZM166 103V104H165ZM223 103V102H221ZM230 103V102H229ZM232 103V102H231ZM235 103V102H234ZM234 103L232 105H234ZM12 104V103H11ZM50 104V103H49ZM51 104H52V100H51ZM54 104H58V103H54ZM63 104V103H62ZM65 104V103H64ZM68 104V103H67ZM66 104V105H67ZM111 104V103H109ZM9 105V104H8ZM38 105V104H37ZM45 105V104H44ZM61 105V104H60ZM173 105H175L176 107H174ZM225 105V104H224ZM244 105V104H243ZM16 106V105H15ZM23 106V105H22ZM21 106V107H22ZM42 106V105H41ZM46 106V105H45ZM68 106V105H67ZM128 106H131L129 109H128ZM230 106V105H228ZM250 105H245L244 108H242L241 110L238 111V116H236L237 118L234 120V118H231V120L233 119V122L228 124V122H226V126L224 128H218V130H216L215 132H213V134H209V135H205V134H201L200 135V138H196L197 135L195 136L194 134L191 133V135H194V137H190V134H187V131H186V134H183L185 131H180V132H176V130L179 128L178 126H176L175 122L173 125L169 124L168 126V137H166V139H164L163 141L159 142V143H156L155 140H152L154 141L157 145L156 147L154 145H151V143H149V145H146V146H142V148L140 149L139 152H137L136 154H132V155H136L135 157L133 156H130L132 157L131 160H136L140 155L142 154H146L147 151L149 153H152V151L155 149V148H160V149H163L164 151H168L169 154L171 153L173 156H170L168 155L167 158L163 159V158H158L156 160H151L149 161V163H147V165L149 167L152 168L151 171V174L148 173L149 175L146 176L147 179H150L152 181H157L162 178L163 181H166L167 180V175H168V171L170 170L172 173V177H173V180H169L170 182H163V183H160V184H163V187H160L158 188V186L155 187V185L153 186V188H151V190L149 191L148 187H138V191H144L146 194L144 195L143 194V197L144 196H148V202H146V204L143 206V209L141 208H138L136 211L138 214H140V218L138 217L139 220H134L133 217L131 218V215L130 213H125L124 217L122 216H119L118 215V212L121 210L120 206L118 207V209L120 210H115L113 209L112 211H110V216H109V219L107 218H103L104 220L102 221V219H97V215H98V211L96 208L100 207L101 205H104L106 202H109V198L107 199L106 198V195H107V192L109 191L108 188H104L102 185H99L97 188L94 189L93 191V194L91 193V196H90V199H91V202H93V205L86 211V212H79L77 210V214L75 216H73L71 213L70 214H64L62 216L61 219L59 220H54L52 221L50 224H48L46 227H49L51 229H53L54 231L55 230H59L61 228H63L65 230V227L67 225H70L73 221L76 222V219L79 220H86L89 224L91 225H94L92 227H90L89 225V228L88 229V232H86V235L81 236L80 232L79 234H76V237L75 239H66L68 240L66 243L67 245L68 244H71L69 245L70 247H75V249L72 251L70 250L68 247L66 253L64 252V250L62 252H64L65 254H63V262L64 264H76L79 262V264H91L92 262H95V263H99L101 262V257H103L102 255L103 254H108L109 252H105V248L108 246V245H104V247L102 246L103 245V242L102 241H99L98 238L100 237H104V241H106L107 239H112L113 241H115L114 243H112L111 245V249H110V255L109 257L107 258H111L113 261L114 264H128L129 261H131L132 259H134L135 257H142L144 254L148 253V254H151V255H154L156 254L158 251L159 253L161 251H164L166 253H168L169 257L172 259V260H175L176 262H179L180 264H187L185 263L187 261V258L190 257V256H194V252L195 251H192V252H184L185 250H189L190 251V247L192 249V246H197L198 243H196L195 239L197 236V234L194 236L195 238L191 237V235H188L187 233H193L192 229L194 228H190L188 229L185 228V234H187L189 236L188 237H184L185 240L182 239L181 237V241L179 239L178 242H175L173 241V244L170 245V246H174V242L176 244V247H177V250L175 249H172L170 248L167 244V238L169 237H172L169 233L165 236H163V231L160 232V230L156 229L155 226L156 225H153L151 222H149L150 220L148 219H145L146 217H150L152 218L154 221H158L159 219V213L160 211L162 210V208L165 206L166 208H168L169 206V210H170V213H168L164 218H166L163 222V224H166L168 228H172L173 230H176V229H181L180 227H182L184 224V222H191V221H197L199 224L198 225V228L197 229H200L201 232H202V235L204 237H206V240L208 241L207 243L209 245H211L214 240L217 238V235L219 234L217 232L218 230V227H219V223L221 222V219H222V216L225 215V223L229 224L231 226H233V230L235 232H228V235H225V233L223 232L220 233L221 235V240L222 241H225L226 245L229 247V250L230 252L233 254V250L234 249H237L238 246H236L237 244V241L238 239L240 238L239 235L243 234L244 232H246L247 230H250L249 229V223L250 221L248 220L249 218H245L246 214H247V211L246 209H254L252 211L256 212L257 211H260V215H261V212L263 211L264 212V166L263 164L260 162V164L257 162H253L250 158V154H247L245 157H244V162L245 164L244 165H238V160L239 158L241 157L239 155V157L237 156H231L230 158L228 159H225L221 162H218L217 160H215V158L222 154H225V153H228L226 149H232L234 148L236 145H238L241 141V139H245L247 138L253 130H255L258 126V122L261 120L262 118V115L260 117L257 116L255 119H252V117H250V119H252V122L251 124L249 125V128L246 129L244 128L243 131H239V129H241V127H239L238 125L241 124V119L240 117L243 116L241 112H244L245 110H247V108L249 107ZM11 107V105H10ZM9 107V108H10ZM24 107V106H23ZM47 107V106H46ZM44 107V108H46ZM52 106H50L51 108ZM66 107V106H64ZM63 107V108H64ZM13 108V106L11 107ZM43 108V106L41 107ZM55 108V107H54ZM68 107H66L67 109ZM97 108V109H96ZM101 108H105V111H102L100 113L99 109ZM254 108V107H253ZM5 109V108H4ZM3 109V110H4ZM14 109V108H13ZM36 109V108H35ZM59 109V108H58ZM179 109V108H178ZM222 109V108H220ZM249 109V108H248ZM27 110V109H26ZM71 109V111H73ZM137 110V111H138ZM145 110V111H146ZM236 110V109H235ZM9 111V110H8ZM14 111V110H13ZM17 111V110H16ZM70 111V110H69ZM131 111V110H130ZM144 111V110H143ZM180 111V109H179ZM223 111V110H222ZM7 112V111H6ZM22 112V111H21ZM123 112V111H122ZM136 112V111H135ZM141 113V110L138 111ZM152 112H150L152 114ZM247 113V111H245ZM8 113V112H7ZM11 113V112H10ZM18 113V111L16 112ZM44 113V112H43ZM46 113V112H45ZM44 113V114H45ZM56 113V112H55ZM59 113V112H58ZM126 113V111H125ZM143 113V112H142ZM227 113V112H226ZM24 114V117H25V114L26 113H22ZM30 115V112L28 113ZM62 114V113H61ZM111 117H114V118H109V120H111L112 122L110 123H105L106 121H101L102 116H106V115H109ZM128 114V113H127ZM134 114V113H133ZM132 114V115H133ZM137 114V113H136ZM134 114V116L136 115ZM144 114V113H143ZM191 114H194V116H190ZM244 114V113H243ZM248 114V113H247ZM5 115V114H4ZM15 115V114H14ZM41 115V114H40ZM43 115V114H42ZM41 115V116H42ZM131 115V114H130ZM147 115V114H146ZM12 116V115H11ZM18 116V115H16ZM43 116H46V115H43ZM74 116V115H72ZM128 116V115H127ZM139 116V117H140ZM148 116V115H147ZM150 116V115H149ZM235 116V115H234ZM7 117V116H6ZM28 117H34L33 115L32 116H28ZM54 117V116H52ZM51 117V118H52ZM56 117V116H55ZM54 117V119L56 120V118ZM59 117V116H58ZM63 117V115H62ZM61 117V118H62ZM71 117V116H70ZM156 117V116H154ZM16 118V117H15ZM26 118V117H25ZM74 118V117H73ZM87 118V117H86ZM91 118V117H90ZM93 118V117H92ZM95 118V117H94ZM98 118V117H97ZM184 118V117H183ZM230 118V117H229ZM242 118V117H241ZM244 118V117H243ZM242 118V119H243ZM248 118V117H247ZM18 119V118H17ZM20 119V118H19ZM22 119H23V116H22ZM28 119V118H27ZM40 119V118H39ZM89 119V117H88ZM137 119V118H136ZM160 119V118H159ZM240 119V121L238 120ZM9 120V119H8ZM11 120H13L11 118ZM29 120V119H28ZM60 120V119H59ZM78 120L80 121L81 119L78 118ZM91 120V119H90ZM125 120V121H124ZM133 120V119H132ZM249 120V119H248ZM246 120V121H248ZM22 121V120H21ZM24 121V120H23ZM32 121V120H31ZM37 121V120H35ZM65 121V120H63ZM69 121V120H68ZM83 121V120H82ZM87 121V119H86ZM229 121V120H228ZM239 121V122H238ZM28 122V121H27ZM50 122V120H49ZM55 122V121H54ZM128 122V123H127ZM30 123V122H29ZM40 123V122H39ZM56 123V122H55ZM53 123V124H55ZM66 123V122H65ZM71 123V122H70ZM73 123V121H72ZM150 124H153V125H149ZM238 123V124H237ZM244 123V122H242ZM249 123V122H248ZM8 124V122H7ZM10 124V123H9ZM20 124V123H19ZM25 124V123H24ZM36 124V123H35ZM34 124V125H35ZM49 124V123H48ZM246 124V123H245ZM252 124H255V126H252ZM11 125V124H10ZM22 125V124H21ZM64 125V123H63ZM149 125V126H148ZM244 125V124H243ZM14 126V125H12ZM246 126V125H245ZM9 127V126H8ZM26 127V125H25ZM29 129H30V126H28ZM46 127V125H45ZM56 127V126H55ZM110 127V128H111ZM14 128V127H13ZM17 128V127H16ZM36 128V127H35ZM62 128V126H61ZM83 128V127H82ZM166 128V126H165ZM164 128V129H165ZM194 128V129H195ZM255 128V129H254ZM15 129V128H14ZM13 129V130H14ZM42 129V128H41ZM53 129V128H52ZM56 129V128H55ZM111 129V130H113ZM156 129V128H155ZM157 129V130H158ZM181 129V128H180ZM191 129V128H190ZM246 129V130H245ZM17 130V129H16ZM28 130V129H27ZM44 130V129H42ZM188 130V129H187ZM214 130V129H213ZM212 130V131H213ZM5 131V130H3ZM25 131V130H24ZM115 131V132H116ZM155 131V130H153ZM151 131V132H153ZM211 131V130H210ZM209 131V132H210ZM2 132V131H1ZM27 132V131H26ZM41 132V131H39ZM38 132V133H39ZM150 132V131H149ZM189 132V131H188ZM7 133V132H6ZM14 133V131H13ZM60 133V132H59ZM190 133V132H189ZM257 133V132H256ZM2 134V133H1ZM108 134V133H107ZM114 134V133H113ZM112 134V135H113ZM137 134V133H135ZM199 134V133H198ZM220 134L223 135V139L220 138ZM5 135V134H4ZM22 135V133H21ZM19 134V136H21ZM55 135V134H54ZM110 135V134H109ZM2 136V135H1ZM23 136V135H22ZM22 136L20 138H22ZM38 136V135H36ZM115 136V135H114ZM115 136V137H116ZM26 137V135H25ZM108 138V136H105ZM152 137V136H151ZM110 138H111V135H110ZM108 138V139H110ZM136 138V137H135ZM13 139V138H12ZM25 139V138H24ZM23 139V140H24ZM28 139V138H27ZM92 139H93V133H91L87 138H86V141H88L89 143L92 142ZM106 139V138H105ZM120 139V140H121ZM151 139V138H150ZM158 139H161V138H158ZM215 139H218V140H215ZM11 140V139H10ZM21 139V141H23ZM49 140V139H48ZM85 140V139H84ZM107 140V139H106ZM111 140V139H110ZM130 140V141H129ZM157 140V139H156ZM214 140V141H213ZM190 141V142H189ZM25 142V141H24ZM29 141L27 140L26 143H28ZM35 142V141H34ZM46 142V141H45ZM85 142V141H84ZM87 142V143H88ZM118 142V141H117ZM116 142V143H117ZM131 138L128 139V146L131 144ZM152 142V144L154 143ZM18 143V142H17ZM31 143V142H30ZM86 143V144H87ZM126 143V142H125ZM124 143V144H125ZM188 144V146H186L185 144ZM263 143H264V131L261 132L257 137H256V142H254L250 147L247 148V151L248 150L250 151L251 155H254L256 150L257 151H260L258 149H260L261 146H263ZM122 144H123V141H122ZM9 145V144H8ZM14 145V144H13ZM89 145V144H87ZM110 145V144H109ZM126 145V144H125ZM136 145V144H135ZM185 145V146H184ZM40 146V145H38ZM79 146V145H78ZM118 146V145H116ZM140 146V144H139ZM184 146V147H183ZM10 147V146H9ZM13 147V146H12ZM37 147V146H36ZM41 147V146H40ZM138 147V146H136ZM1 148V147H0ZM6 148V147H5ZM39 148V147H38ZM184 148H186L187 150H185ZM10 149V148H9ZM127 149V148H126ZM137 150L139 149L136 148ZM12 150L14 151V149L12 148ZM18 150V149H17ZM78 150V149H77ZM94 151V149H92ZM101 150V149H100ZM119 150V149H118ZM117 150V152H118ZM162 150V152H163ZM24 151V150H23ZM82 151H83V148H82ZM81 151V152H82ZM86 151H87V148H86ZM131 151V150H130ZM135 151V150H134ZM156 151V150H155ZM226 151V152H225ZM10 152V151H8ZM16 152V151H15ZM20 152V150H19ZM95 152V151H94ZM159 152V151H158ZM161 152V153H162ZM177 152L178 156L181 158H188V165H182V164H176V166L174 167H171L170 165L173 163V159H174V156L176 155L175 153ZM84 153V152H83ZM98 153V152H97ZM96 153V154H97ZM116 153V152H115ZM113 153L112 149H106V151L104 152L103 154V159L101 160V162L97 163L96 164H93L92 161L89 162V167L90 169H93L94 172L96 169H100L101 168H104V167H107L108 168V164H110L111 162L115 161L117 158V154L118 153ZM257 153V152H256ZM1 154V153H0ZM18 154V153H17ZM21 154V152H20ZM19 154V155H20ZM76 154V153H75ZM80 154V152H79ZM94 154V153H93ZM12 155V154H11ZM14 155V154H13ZM61 155V154H60ZM72 155V154H71ZM90 155V154H89ZM95 155V154H94ZM99 155V154H97ZM117 155V156H116ZM2 156V155H1ZM18 156V155H17ZM70 156V155H69ZM75 156V155H74ZM80 156V155H79ZM78 156V157H79ZM92 156V155H91ZM90 156V157H91ZM150 156V155H149ZM161 156V155H160ZM166 156V155H165ZM194 157L195 156H198V159H193L191 157ZM7 158V156H6ZM4 158V160L6 159ZM12 158V157H11ZM11 158H9L11 160ZM99 158V157H98ZM97 158V159H98ZM101 158V157H100ZM168 158H172L171 160H168ZM176 158V157H175ZM77 159V158H75ZM79 159V158H78ZM77 159V160H78ZM93 159V157H92ZM182 159V158H181ZM3 160V159H2ZM39 160V159H38ZM254 160V159H253ZM259 160V159H258ZM6 161V160H5ZM9 161V160H8ZM22 161V160H20ZM19 161V162H20ZM54 161V160H53ZM78 161H81V160H78ZM215 161L217 163H215ZM2 162V161H0ZM13 162V161H12ZM45 162V161H44ZM48 162V160L46 161ZM50 162V161H49ZM48 162V163H49ZM181 162V161H180ZM187 162V161H185ZM63 163V162H62ZM114 163V162H113ZM41 164V163H40ZM44 164V163H43ZM51 164V163H50ZM54 164V163H52ZM81 164V162L79 163ZM183 164H185L183 162ZM10 165V164H9ZM39 165V164H37ZM45 165V164H44ZM114 165V164H113ZM42 166V165H41ZM131 166V165H130ZM1 167V166H0ZM69 167V166H68ZM29 168V167H28ZM70 168V167H69ZM112 168V167H111ZM110 168V169H111ZM6 169V168H5ZM11 169V168H9ZM49 169V168H48ZM68 169V168H67ZM33 170V169H32ZM38 170V169H37ZM44 170V168H43ZM61 170V169H60ZM2 171V170H1ZM9 171V170H8ZM11 171V170H10ZM20 171V170H19ZM36 171V170H35ZM34 171V172H35ZM53 171V170H52ZM72 171V170H71ZM70 171V172H71ZM77 171V170H76ZM153 171H154V174H153ZM69 170L67 171H64L63 173L64 174H60L59 178H62V180L66 183V186H67V183L69 182ZM159 174H157V173ZM3 173V172H2ZM32 173V172H31ZM36 173V172H35ZM42 174L44 173L43 171L41 172ZM77 173V172H76ZM79 173V172H78ZM17 174V173H16ZM28 174V173H27ZM39 174H40V171H39ZM38 174V175H39ZM53 174V173H52ZM74 174V173H72ZM80 174V173H79ZM119 174V173H118ZM117 174V175H118ZM121 174V173H120ZM35 175V174H34ZM48 175V173H47ZM55 175V174H54ZM54 175H52V178L54 177ZM83 175V174H82ZM126 175V174H125ZM40 176V175H39ZM51 176V175H50ZM78 176V175H77ZM81 176V175H80ZM120 176V175H119ZM136 176H138L136 174ZM167 176V177H166ZM1 177V175H0ZM3 177V176H2ZM1 177V179H2ZM33 177V176H32ZM38 177V176H37ZM47 177V176H45ZM56 177V176H55ZM82 177V176H81ZM87 177V176H86ZM85 177V178H86ZM89 177V176H88ZM87 177V178H88ZM130 177H133L132 175H130ZM171 177V178H172ZM7 178V177H5ZM21 178V177H20ZM40 178V177H39ZM73 177H71L72 179ZM83 178V177H82ZM120 179L122 177H119ZM129 177H126V179H128ZM170 178V179H171ZM14 179V178H13ZM36 179V178H35ZM43 179V178H42ZM47 179V178H46ZM77 179V178H76ZM119 179V180H120ZM22 180V179H21ZM74 180V178H73ZM83 180V179H82ZM149 180V182H150ZM161 180V179H160ZM27 181V179H26ZM36 182V180H34ZM75 181V180H74ZM89 181V179H88ZM87 181V182H88ZM122 181V180H121ZM132 181V180H130ZM134 181V180H133ZM162 181V180H161ZM160 181V182H161ZM258 181H259V185H258ZM4 182V181H3ZM40 182V181H39ZM43 182V181H42ZM45 182V181H44ZM77 182V181H76ZM80 182H83V181H80ZM86 182V181H85ZM102 182V181H101ZM100 182V183H101ZM105 182V181H104ZM127 182V181H126ZM223 182V183H222ZM261 182V183H260ZM52 183L49 182V184ZM60 183V182H59ZM79 183V182H78ZM132 183V182H131ZM140 183V182H139ZM155 183V182H154ZM159 183V182H158ZM4 184V183H3ZM27 184V183H25ZM32 184V183H31ZM39 184V183H38ZM37 184V185H38ZM87 184V183H85ZM99 184V183H98ZM102 184V183H101ZM125 184V183H124ZM123 184V185H124ZM130 184V183H129ZM128 184V185H129ZM134 184V183H133ZM146 184V183H145ZM157 184V183H156ZM159 184V186H160ZM40 185V184H39ZM47 185V184H45ZM62 185V183H61ZM65 184H63L64 186ZM80 185V184H79ZM84 185V184H82ZM97 185V184H96ZM132 185V184H131ZM138 185V184H137ZM148 185V184H147ZM258 185V186H257ZM21 186L23 187V185L21 184ZM28 186V185H27ZM41 186V185H40ZM54 186V185H53ZM69 186V185H68ZM81 186V185H80ZM126 186V184L124 185V187ZM6 187V186H4ZM29 187V186H28ZM31 187V186H30ZM29 187V188H30ZM38 187V186H37ZM49 187H52V186H49ZM55 187V186H54ZM53 187V188H54ZM59 187L60 186H56ZM70 187V186H69ZM14 188V187H13ZM42 188V187H41ZM62 188V186L60 187V189ZM66 188V187H65ZM68 188V187H67ZM66 188V189H67ZM72 188V187H71ZM132 188V187H131ZM135 188V187H134ZM133 188V189H134ZM1 189L3 190L2 186H1ZM25 189V188H24ZM22 189V190H24ZM33 189V188H32ZM57 189V188H56ZM59 189V190H60ZM76 190V188H74ZM86 189V188H85ZM175 189V198L177 200H179V206L178 208L175 209V211L173 212V203L169 200L170 198H167V194L166 196H164V194H162L163 191H166V190H174ZM35 190V189H34ZM53 190V189H51ZM64 190V189H62ZM68 190V189H67ZM80 190V189H79ZM117 190V189H116ZM256 191L257 192V199H258V205L259 206H254L252 205V202H248L247 200V197L249 196L248 193H252L253 191ZM31 191V190H30ZM40 191V190H39ZM38 191V192H39ZM54 191V190H53ZM56 191V190H55ZM54 191V194L53 196H55V194L57 192ZM61 191V190H60ZM65 191V190H64ZM72 191V190H70ZM118 191V190H117ZM149 191V192H148ZM179 191V192H178ZM217 191H220L222 192L224 195L226 196H230V197H227L226 198V201H219V199H210L209 201L207 202H204L203 201H198V200H202V197L203 195H206L207 193H215ZM4 192L6 193V191L4 190ZM13 192H14V189H13ZM16 192V191H15ZM42 192V191H41ZM40 192V193H41ZM73 192V191H72ZM71 192V193H72ZM76 192V191H75ZM143 192V193H144ZM1 193V192H0ZM3 193V192H2ZM34 193V192H33ZM39 193V194H40ZM44 193V192H43ZM47 193V192H46ZM90 193V192H89ZM97 193V196L94 195ZM131 193V192H130ZM166 193V192H165ZM169 193V192H168ZM15 194V193H13ZM22 194V193H21ZM70 194V192H69ZM77 194V193H75ZM129 194V193H128ZM138 194L140 195V193L138 192ZM172 194V193H171ZM34 195V194H33ZM45 195V194H44ZM71 195V194H70ZM142 195V194H141ZM173 195V196H174ZM2 196V195H0ZM7 196V195H6ZM6 196L4 199H6ZM17 196V195H16ZM21 196V195H20ZM29 196V195H28ZM37 196V194L35 195ZM48 196V195H47ZM46 196V197H47ZM65 196V194H64ZM108 196V195H107ZM113 196V195H112ZM136 196V195H135ZM172 196V195H171ZM4 197V196H2ZM32 197V196H31ZM41 197V196H40ZM45 197V196H44ZM56 197H58L56 195ZM68 197V196H67ZM131 197V196H130ZM140 197V196H139ZM20 198V197H19ZM33 198V197H32ZM59 198V197H58ZM57 198V199H58ZM74 198V197H73ZM72 198V199H73ZM114 198V205H119L120 202L122 201L121 200V194H115V196L113 197ZM135 198H138V197H135ZM44 199V198H42ZM54 199V198H53ZM62 199V198H61ZM68 199V198H67ZM112 199V198H111ZM110 199V200H111ZM142 199V198H141ZM175 199V200H176ZM249 199V198H248ZM3 200V199H0V201ZM14 200V199H13ZM31 200V199H30ZM28 200V201H30ZM21 201V200H20ZM23 201V200H22ZM33 201V200H32ZM35 201V199H34ZM39 200L37 199V202ZM44 201V200H42ZM46 201V199H45ZM80 201V200H79ZM3 202V201H2ZM6 202V201H5ZM51 202V200H50ZM49 202V203H50ZM57 202V201H56ZM56 202L54 205H56ZM61 202V201H60ZM174 202V201H173ZM176 202V201H175ZM174 202V203H175ZM12 203V202H11ZM23 204V202H21ZM40 204V201L38 202ZM45 203V202H43ZM42 203V204H43ZM47 203V202H46ZM45 203V205H46ZM59 203V202H58ZM57 203V204H58ZM80 203V202H79ZM78 203V204H79ZM37 204V203H36ZM35 204V205H36ZM38 204V206H39ZM41 204V205H42ZM52 204V203H51ZM60 204V203H59ZM63 204V203H61ZM73 204V203H72ZM2 205V204H1ZM5 205V204H4ZM17 205V204H16ZM26 205V203H25ZM33 205V203H32ZM74 205V204H73ZM121 205V204H120ZM169 205V206H168ZM194 206L193 209L192 208H188L187 206ZM3 206V205H2ZM8 206V205H7ZM61 206V205H60ZM64 206V205H63ZM62 206V207H63ZM16 207V206H15ZM40 207V206H39ZM45 207V206H44ZM55 207V206H53ZM65 207V206H64ZM73 207V206H72ZM106 207V206H105ZM140 207V206H139ZM177 207V206H176ZM1 208V207H0ZM3 208V207H2ZM20 208H23V207H20ZM19 208V209H20ZM26 208V206H25ZM46 208V207H45ZM52 209V206L50 207ZM76 208V207H75ZM74 208V209H75ZM175 208V206H174ZM256 208V209H255ZM11 209V208H10ZM15 208H13L14 210ZM41 208H39L40 210ZM49 209V207H48ZM63 209V208H62ZM71 209V208H70ZM117 209V207H116ZM164 209V208H163ZM5 210V209H4ZM8 210V209H6ZM5 210V211H6ZM17 210V208H16ZM15 210V211H16ZM33 210V209H32ZM38 210V209H37ZM3 211V210H2ZM1 211V212H2ZM22 211V210H21ZM25 211V209H24ZM41 211V210H40ZM44 211V210H43ZM50 211V210H49ZM52 211V210H51ZM56 211V210H55ZM59 211V210H58ZM61 211V210H60ZM71 211V210H70ZM122 211V210H121ZM246 211V212H245ZM33 212V211H32ZM36 212V211H35ZM33 213V214H36V213ZM54 212V211H52ZM62 212V211H61ZM169 212V211H168ZM9 213H14V212H10L9 210ZM7 213V214H9ZM17 213V212H16ZM27 213V212H25ZM45 213V212H44ZM56 213V212H55ZM76 213V212H75ZM15 214V213H14ZM14 214L13 216H11V218L7 215V217H9V221H0V224L2 226H4L3 228L7 227L9 224V229H11V225H15V218L14 217ZM24 214V212H23ZM23 214L21 213V215L23 216ZM29 214H30V211H29ZM28 214V215H29ZM48 214V213H47ZM102 214V213H100ZM136 214V213H135ZM12 215V214H11ZM16 215V214H15ZM46 215V214H45ZM251 215V214H249ZM257 215V214H256ZM25 216V215H24ZM27 216V215H26ZM44 216V215H43ZM49 216V214H48ZM54 216V215H53ZM137 216V214H136ZM28 217V216H27ZM27 217H23V218H27ZM35 216H33L34 218ZM135 217V215H134ZM162 217V218H163ZM260 217V216H259ZM262 217V216H261ZM1 218V217H0ZM22 218V217H21ZM20 218V219H21ZM22 218V219H23ZM32 218V219H33ZM42 218V217H40ZM47 218V217H46ZM137 218V217H135ZM6 219V218H5ZM21 219V222H23ZM145 219V220H143ZM255 219H258V217L256 216ZM30 220V219H29ZM40 220V219H38ZM27 221V219H26ZM34 221V220H33ZM37 221V219L35 220ZM145 221V222H144ZM45 222V221H44ZM82 222V221H81ZM25 224H29L28 222L26 223L25 221L23 222V225ZM31 223V222H30ZM33 225L35 226L34 222H32ZM31 223V225H32ZM37 223H40L37 222ZM47 223V222H46ZM74 223V224H75ZM149 223V224H148ZM18 224V223H17ZM17 224L15 225L16 228H17ZM44 223L42 224H39L40 225H43ZM183 224V225H182ZM252 224V223H251ZM7 225V226H6ZM22 225V226H23ZM46 225V224H45ZM44 225V226H45ZM255 225V223L253 224ZM30 226V225H29ZM29 226H26L25 228L29 227ZM34 226H31L29 228H32ZM185 226V225H184ZM190 226V225H189ZM251 226V225H250ZM1 227V226H0ZM11 227V228H10ZM36 227V226H35ZM41 227V226H40ZM43 227V226H42ZM85 228V226H83ZM157 227V226H156ZM186 227V226H185ZM191 227H192V224H191ZM14 228V227H13ZM15 228V229H16ZM21 228V227H20ZM24 228V227H23ZM21 228V231H23ZM24 228V230H26ZM37 228V227H36ZM48 228V229H49ZM83 228V229H84ZM251 228L253 229V227L251 226ZM14 229V230H15ZM18 229V228H17ZM68 230V228H66ZM71 229V228H70ZM69 229V231H70ZM75 229V228H74ZM86 229V228H85ZM166 229V228H165ZM224 229V228H223ZM228 229V228H227ZM19 230V229H18ZM29 230V229H28ZM35 230V229H34ZM38 231H40L39 229H36ZM64 230H61V231H64ZM81 230V229H80ZM163 230V229H162ZM167 230V229H166ZM165 230V231H166ZM254 230V229H253ZM253 230H250L252 232V235H257L255 234V232H253ZM259 230V228H258ZM20 231V230H19ZM74 231V230H73ZM73 231H70V232H73ZM77 231V230H76ZM79 231V230H78ZM83 231V230H82ZM226 231V230H225ZM249 231V232H250ZM256 231V230H255ZM5 232V231H4ZM25 232V231H24ZM58 232V231H57ZM65 232V231H64ZM69 232V233H70ZM23 233V232H22ZM29 233V232H28ZM53 233V232H52ZM50 233V234H52ZM78 233V232H77ZM27 233H25L26 235ZM31 234V233H30ZM56 234V233H55ZM74 234V233H73ZM148 235V236H151L149 237L150 239H143L145 237V235ZM180 234V233H179ZM237 234V235H236ZM11 235V234H10ZM17 235V234H16ZM28 235V234H27ZM49 235V234H47ZM160 235H162V237H160ZM181 235V234H180ZM18 236V235H17ZM24 236V235H23ZM33 236L34 233H33ZM52 236V235H51ZM182 236V235H181ZM185 236V235H184ZM207 236H208V239H207ZM263 236V235H261ZM26 237V236H25ZM56 237V235H55ZM91 237H95L92 242L90 240ZM160 237V238H159ZM226 237V239H224ZM32 238V237H31ZM47 238V237H46ZM58 239V237H56ZM171 238V239H172ZM175 238V237H174ZM258 238V237H257ZM256 238V239H257ZM260 238V237H259ZM5 239V238H4ZM36 238H34L35 240ZM101 239V238H100ZM255 239V240H256ZM6 240V239H5ZM17 240V238H16ZM26 240V238H25ZM55 240V239H54ZM65 240V241H66ZM86 242H82V241H85ZM177 240V238H176ZM198 240V239H196ZM241 240V239H240ZM243 240H244V237H243ZM7 244L10 242L7 238ZM12 241V240H11ZM37 241V240H36ZM39 241V240H38ZM48 241V240H47ZM61 241V240H60ZM15 242V241H14ZM26 242V241H25ZM30 242V241H29ZM64 242V241H63ZM82 242V244H81ZM90 242L92 243V247H89V244ZM200 242V241H199ZM24 243V242H23ZM31 243V242H30ZM38 244H40L39 242H37ZM57 244V242H54ZM65 243V242H64ZM63 243V244H64ZM105 243V242H104ZM169 243V244H170ZM196 243V245H195ZM15 244V243H14ZM22 244V243H21ZM34 244V243H33ZM36 244V242H35ZM60 245V243H58ZM62 244V243H61ZM205 244V243H204ZM204 244H201V245H204ZM240 244V242H239ZM6 245V243H5ZM23 245V244H22ZM21 245V246H22ZM29 245V244H28ZM46 245V244H45ZM75 245V246H74ZM91 245V244H90ZM1 246V245H0ZM7 246V245H6ZM11 246L8 245V247ZM15 246H17V243L15 244ZM33 246V245H31ZM39 246V245H38ZM54 246V245H53ZM58 246V245H57ZM62 246V245H61ZM217 246V245H216ZM236 246V247H235ZM18 248H23V247H20V244L19 246H17ZM16 247V248H17ZM28 247V246H27ZM56 247V246H55ZM55 247L53 249H55ZM175 247V246H174ZM175 247V248H176ZM198 247V246H197ZM206 249L209 248V246H207V244L204 246ZM4 247H1L0 249H3ZM31 248V247H29ZM40 248V247H39ZM92 248L94 251L93 252H88L90 251L89 249ZM110 248V247H109ZM195 248V247H193ZM211 248H214V245L211 246ZM10 248H8L9 250ZM13 249V248H12ZM15 249V248H14ZM44 249V248H43ZM42 249V250H43ZM52 249V250H53ZM58 249V248H57ZM60 249V248H59ZM62 249V248H61ZM99 249H101L99 251ZM5 250L6 247H5ZM31 249H29L30 251ZM33 250V249H32ZM228 250V249H227ZM24 251V250H23ZM27 251V250H26ZM28 251V252H29ZM54 251V250H53ZM10 252V251H9ZM22 252V250H21ZM34 252V251H33ZM40 252V251H38ZM46 251H44L45 253ZM0 253H3V251ZM25 253V251H24ZM31 253V251L29 252ZM27 253V254H29ZM41 253V252H40ZM59 253V252H58ZM58 253H54L57 254L56 257H58ZM228 253V252H227ZM18 254V253H17ZM23 254V253H22ZM33 255L35 253H32ZM31 254V255H32ZM62 254V253H61ZM202 254V253H201ZM200 254V255H201ZM206 254V253H205ZM229 254V253H228ZM6 256V254H4ZM16 255V254H14ZM21 255V254H20ZM30 255V256H31ZM52 255V253H51ZM96 255H98L96 257ZM204 255V253H203ZM203 255L201 258H203ZM230 255V254H229ZM28 256V255H27ZM26 256V258H27ZM47 256V255H46ZM107 256V255H106ZM7 257V256H6ZM16 257V256H14ZM13 257V258H14ZM19 257V256H18ZM21 257V256H20ZM29 257V256H28ZM32 257H35V256H32ZM45 257V256H44ZM80 257H84L85 259L84 260H81V261H78L80 260ZM5 260L8 258H5L3 257ZM38 257H35V259L37 260ZM40 258V257H39ZM81 258V259H82ZM106 258V259H107ZM163 258V257H162ZM3 259V260H4ZM9 260H11V258H8ZM7 259V260H8ZM17 259V258H16ZM28 259V258H27ZM33 259V258H32ZM32 259H29L32 260ZM35 259H33L32 261H34ZM55 258L51 259V261L53 260V263H54V260ZM57 259V258H56ZM2 260V263L5 262ZM35 260V261H36ZM88 260H92V262H89ZM202 260V259H201ZM213 260V259H212ZM21 261H22V257H21ZM28 261V262H29ZM34 261V262H35ZM48 261V260H47ZM60 261V260H59ZM107 261L110 262V260L107 259ZM204 261V260H203ZM14 263V261H12ZM27 262V261H26ZM24 262V263H26ZM41 262V261H40ZM39 262V263H40ZM49 262V261H48ZM146 262V261H145ZM206 262V261H205ZM11 263V262H10ZM19 263V262H18ZM38 263V264H39ZM42 263V262H41ZM46 263V262H45ZM52 263V262H51ZM62 264V262H59ZM103 263H104V260H103ZM108 263V262H107ZM111 264H113L112 262H110ZM147 263V262H146ZM257 263V262H256ZM12 264V263H11ZM31 264V263H30ZM105 264H106V261H105ZM143 264V263H142Z\"/></svg>",
	"mask_w": 264,
	"mask_h": 264
}]
</instances>
